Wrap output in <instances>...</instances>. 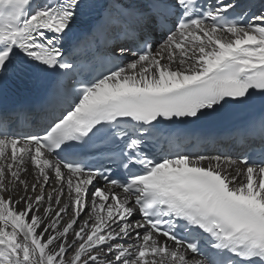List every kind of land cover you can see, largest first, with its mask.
<instances>
[{
    "label": "snow or ice",
    "instance_id": "snow-or-ice-1",
    "mask_svg": "<svg viewBox=\"0 0 264 264\" xmlns=\"http://www.w3.org/2000/svg\"><path fill=\"white\" fill-rule=\"evenodd\" d=\"M92 14L108 63L65 83ZM24 73H57L63 111L0 108V264H264V0H0V84ZM229 105L261 109L259 150L156 151Z\"/></svg>",
    "mask_w": 264,
    "mask_h": 264
},
{
    "label": "bare ground",
    "instance_id": "bare-ground-1",
    "mask_svg": "<svg viewBox=\"0 0 264 264\" xmlns=\"http://www.w3.org/2000/svg\"><path fill=\"white\" fill-rule=\"evenodd\" d=\"M28 179L32 181L34 178L32 176H29Z\"/></svg>",
    "mask_w": 264,
    "mask_h": 264
}]
</instances>
